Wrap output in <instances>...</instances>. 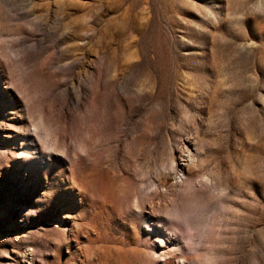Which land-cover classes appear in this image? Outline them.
<instances>
[{
	"label": "rangeland",
	"instance_id": "1",
	"mask_svg": "<svg viewBox=\"0 0 264 264\" xmlns=\"http://www.w3.org/2000/svg\"><path fill=\"white\" fill-rule=\"evenodd\" d=\"M0 264H264V0H0Z\"/></svg>",
	"mask_w": 264,
	"mask_h": 264
},
{
	"label": "bare ground",
	"instance_id": "2",
	"mask_svg": "<svg viewBox=\"0 0 264 264\" xmlns=\"http://www.w3.org/2000/svg\"><path fill=\"white\" fill-rule=\"evenodd\" d=\"M187 158H188V160H190V159H192V156L189 155ZM109 197L116 202L119 201V197L115 192L114 193L109 192ZM144 224L148 228V230H151L152 232L154 231L152 226L149 225L147 222H144ZM170 254H171L170 249H168L167 247H164V246L161 247V254L159 255L160 258H165L166 256H169Z\"/></svg>",
	"mask_w": 264,
	"mask_h": 264
}]
</instances>
